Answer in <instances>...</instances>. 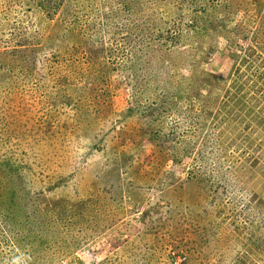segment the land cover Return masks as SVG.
Segmentation results:
<instances>
[{
  "label": "rangeland",
  "instance_id": "374dc122",
  "mask_svg": "<svg viewBox=\"0 0 264 264\" xmlns=\"http://www.w3.org/2000/svg\"><path fill=\"white\" fill-rule=\"evenodd\" d=\"M0 264H264V0H0Z\"/></svg>",
  "mask_w": 264,
  "mask_h": 264
}]
</instances>
